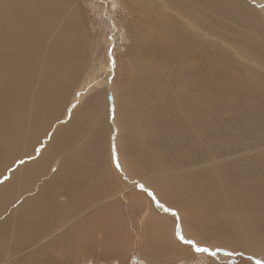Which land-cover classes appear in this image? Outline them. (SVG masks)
<instances>
[{
	"label": "rangeland",
	"instance_id": "rangeland-1",
	"mask_svg": "<svg viewBox=\"0 0 264 264\" xmlns=\"http://www.w3.org/2000/svg\"><path fill=\"white\" fill-rule=\"evenodd\" d=\"M167 14L170 29L163 32L162 38L161 33L157 36L155 32H161L163 23L145 25L143 17L138 18L122 0H67L53 28L56 30L49 37L53 39L68 24L80 33L77 39L82 48L76 55L49 57L51 70L52 66H58L56 72L62 76L56 93L41 88L53 85L52 72L31 82L30 95L36 94L32 106L46 104L42 111L46 121L34 122L37 114H33L30 135L40 136L38 144H22L18 148L36 149L25 154L28 161L0 155V170L7 163L6 171L0 174V185L8 182L11 175V180L18 179L20 168L28 167L29 161L44 160L50 168L48 176L30 182L33 183L30 188L29 181L22 183L20 190L28 193L20 200L28 201L32 197L38 201L42 193L49 191L44 181L65 169L68 174L58 181L65 183L64 193L56 200L78 204V215L58 232L46 233L49 237L31 249L28 247L12 257L2 256L5 259L2 264H16V261L19 264H257L264 260V256L244 247L264 245V242L252 243L242 237L217 234L215 230L202 231L190 223L187 213L183 217V209L170 206L154 190L158 181L166 186L170 184V175L181 173L203 172L207 182L209 176L217 173L214 168L223 166L219 174L232 186L239 185L237 194L242 199L247 202L251 199L254 221L260 223L254 231L264 235V179L254 180L251 167L255 163L264 168L263 15L247 0H170ZM57 59L60 62H54ZM198 92L204 98H213L214 105L206 117L208 127L212 128L209 132L206 128L208 138L202 140L204 148L193 147L191 155L196 162L202 154L219 157L213 162L185 167V172L182 168L170 169L173 159L177 162L179 157L190 156L188 149L179 150L181 154L173 150L184 149L178 146L181 138L178 131L185 128L177 131L172 128L183 119L172 117L170 99L174 101L179 96ZM110 93L115 101V126L111 123ZM228 108L235 111L231 113ZM214 125L221 131L214 132ZM225 149H229L227 153ZM116 156H122L131 170L138 167L132 170V178L145 181L149 190L153 187V195L138 185L131 187L120 177L114 166ZM227 165L236 166L233 174L224 170ZM139 166L147 171L138 174ZM255 183L261 188L250 189V184ZM213 186L223 185L210 180L202 185L203 194L207 190L211 192ZM18 228L24 226H13V230ZM177 232L191 243L182 241ZM260 237L252 241H264V236ZM9 243L4 246L8 248ZM196 247H206L209 251L198 253ZM257 249L264 251V246Z\"/></svg>",
	"mask_w": 264,
	"mask_h": 264
},
{
	"label": "bare ground",
	"instance_id": "bare-ground-1",
	"mask_svg": "<svg viewBox=\"0 0 264 264\" xmlns=\"http://www.w3.org/2000/svg\"><path fill=\"white\" fill-rule=\"evenodd\" d=\"M123 1L134 11V13H136L138 18L140 16L143 17V19L145 20V25H149V23H163L161 32H159L158 30H156L155 32L157 36H160L161 33V36L163 38V32L169 31L170 17H167V12H170V0H142L140 2L122 0V2ZM247 1L255 5L264 18V0ZM153 4H155L154 9H147V7ZM66 5L67 0H0V155H8V157L11 155L12 157H15V159L23 158L24 160H29V158L26 157L25 154H32L36 149L31 148L30 146H27L28 148L26 147L22 150H19L18 148L22 144H24L25 146L27 144L37 143V139L40 137L35 134L30 135V124L33 123L31 122V120L34 113L37 114L33 118L34 122L43 124L46 121L45 115L42 114V111L46 108V104L38 103L35 106H32V101L34 100V97H36V94L30 95L31 82L35 79V77L41 79L44 77L46 78V75L49 72H52L54 74L52 81L53 85L51 87L49 85H42L41 88L49 89L52 93H56V91L59 89V83L62 76L60 73L56 72L55 67L58 68V66H52L53 69L51 70V61L49 57L51 59H55L61 58L65 55H76V52L79 50V48H82L79 45L77 39V35H79L80 33H78V31L76 30H72L68 24H64V26L60 28V30L55 34V37L53 39H50L49 37L52 32L56 30H53V28L56 25L57 19L60 18L59 15H61V13L66 8ZM69 8L70 4L67 7V11ZM155 12L156 14L153 15ZM142 21H140L138 24H140ZM169 35L170 33L168 34V36ZM55 61L60 62V60L58 59L54 60V62ZM53 74H49L48 76L52 77ZM111 91L112 87L110 88V92ZM204 97L205 95L201 94V92H198L190 95H182L177 99H175V97L173 98L175 99L174 101L170 99V113L173 114L172 117L183 119V122L178 121L177 124L172 125L170 123L172 125V128H175V131H177L180 127L185 128V130L183 129V131H178L179 134L181 133V138L179 137L180 139L178 140V146L182 145L184 149L179 148L173 150L186 151L188 149V152L190 154L189 158L179 157L177 159V162L173 158H171V160L173 159L174 161H170V169L175 170V168H182L181 170L183 171V168L185 167H193V164L196 166L208 160H212L213 162V160L219 157L218 155L212 153H209V155H207L208 153L202 154L199 156L200 158L196 162V159L194 158L195 156L192 157L191 155L193 152V147H196L198 149L204 148L202 147V140L208 138V129L212 128L208 127L206 117L209 115V108L214 105L213 98L207 99ZM262 99L264 100V98ZM223 105L226 104L223 103ZM238 108L240 107L238 106L236 109ZM228 109L229 111L231 110V113L232 111H235L234 108ZM111 123L113 126L116 125V119L114 118V115L112 116ZM217 127V125H214V132H219L220 129H218L219 127ZM138 131L140 132V130ZM194 143L196 144L195 146L193 145ZM26 149H28L29 151H25ZM228 150L229 149H225V152L227 153ZM113 151L112 153H114ZM150 151L152 153V150ZM181 153L179 151V154ZM222 154H224V152ZM230 154L233 153H229L228 155ZM171 156L175 157V155ZM262 157H264V154L262 155ZM1 159L2 157L0 156V160ZM24 160H22V162ZM117 162L120 165L119 168L117 167ZM114 163L115 165H113L118 170L117 172L119 173L120 177L122 176L121 178H123V180L126 181L127 184L129 183L131 187L134 185H138L142 190H148L149 193L153 195L151 191L153 187L151 188V190H149V186H146V183L144 185V180V182H141L140 180L132 178L133 169H130L129 165L124 161V158H122V156H116ZM4 164L5 166H3V169L0 170V174L7 169V163L4 162ZM134 165L135 163L133 164V166ZM230 165L225 166L224 170L232 173L237 168L236 166ZM154 167H151L150 169L152 170L154 169ZM251 167L254 169L253 171L256 174H254V176L252 174L254 180L259 178L264 179V175H262L264 173V168H260L255 163H252ZM222 169L223 166L214 168L213 171H218L216 174L213 173L214 175L209 176L210 178L207 182L205 181L206 179L204 178L203 172L193 174L181 173L179 175H176V173V176L170 175V184H167L168 186L166 185L168 188L165 186L164 182L158 181V187L154 188V190L157 196H163L164 200L167 203H170V206L173 205L183 209V217L185 218L187 213L190 218V223L193 225L196 224L197 227L202 231L206 232L208 230H215V233L217 234H228L229 236L233 237H242V240L246 239L245 241L248 240L252 243L264 242L261 240L252 241V239L255 240L257 238H261L260 236L264 235L257 234L254 231L255 225L260 223L258 221H254L255 216L253 206L251 207L250 205L251 199L249 198L247 202L246 200L242 199L243 197H240L239 194H237L239 185L236 184L235 186H232L231 183H229L230 181H228V179L224 180L223 178L225 176H221L219 174L222 172ZM145 170L147 171V168L145 169L143 166H139L138 174L143 173ZM49 171L50 168H47L46 162H44V160H36L33 163L29 161L28 167L20 168L18 172L20 173V175H16V178L18 179L11 180V175L8 179V182L0 185V264H2L5 260L2 259V256L12 257L17 255L18 253H21L28 247L32 248L36 246L38 243L45 240V238L49 237L50 234L45 236L46 233L51 231L52 235L54 234V232H58L67 224L68 221H72L75 218L74 215H78V209L76 210L78 204H67V202L64 203L56 200L60 195L64 193L65 183L63 181H58L61 179L60 177H64L66 174H68L65 169L60 170L58 175L53 174L51 177L44 181L43 185L48 187L49 191L48 193H42L38 201L34 200V198L32 197H29L30 200L28 201L20 200V198L28 193V191L24 188V191L20 190L22 183H24L23 185H25L29 181L27 185L30 188L33 184L30 182L35 181L37 178H45L46 176H48ZM204 173H206V171ZM250 173H252V170ZM185 175H197L199 176V178L190 179L185 177ZM50 178L52 179L48 181ZM249 178H247V180L249 183H251V177ZM70 179L71 177H69V180ZM210 180H212L213 182L215 181L216 183H220L223 186H213L211 192L207 190V194H203L202 185L206 183L208 184ZM257 183L259 182L257 181ZM148 184H150V182ZM259 184L255 183L254 186L250 184L251 187H249L250 189L253 187L255 190H258ZM48 195H51L49 200H47L46 198ZM144 198L146 199V197ZM154 200L158 201V199L156 198H154ZM156 203L161 205L159 202ZM16 204V208L11 209V207ZM83 207L85 208V206ZM16 225L18 227L24 226V228L13 230V226ZM249 229L251 230L248 232ZM71 236H73V234ZM9 241L11 243H9L10 246L7 248L4 246V244ZM259 246L264 245L258 244L257 246L249 245L244 247H247L249 251H252L259 256H264V251L257 249ZM9 257H7V259ZM16 264H19V262L16 261Z\"/></svg>",
	"mask_w": 264,
	"mask_h": 264
},
{
	"label": "snow or ice",
	"instance_id": "snow-or-ice-1",
	"mask_svg": "<svg viewBox=\"0 0 264 264\" xmlns=\"http://www.w3.org/2000/svg\"><path fill=\"white\" fill-rule=\"evenodd\" d=\"M119 163L117 162V167L119 168ZM142 187V186H141ZM161 207H163L162 205H161ZM173 215H176V213H173ZM177 235H178V237L182 240V241H184L185 243H191L190 241H186V240H184V237L179 233V232H177ZM195 250H196V252H198V253H200V252H208L209 251V249L208 248H206V247H196L195 248ZM257 264H264V260H260V261H257Z\"/></svg>",
	"mask_w": 264,
	"mask_h": 264
},
{
	"label": "water",
	"instance_id": "water-1",
	"mask_svg": "<svg viewBox=\"0 0 264 264\" xmlns=\"http://www.w3.org/2000/svg\"><path fill=\"white\" fill-rule=\"evenodd\" d=\"M109 103H110V112L111 115H114V96L112 93L109 94ZM115 132H117V130H115Z\"/></svg>",
	"mask_w": 264,
	"mask_h": 264
}]
</instances>
